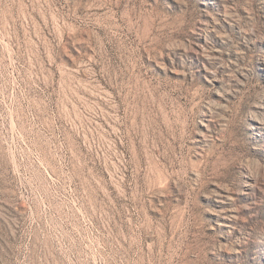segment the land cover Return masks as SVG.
<instances>
[{"label":"rangeland","instance_id":"rangeland-1","mask_svg":"<svg viewBox=\"0 0 264 264\" xmlns=\"http://www.w3.org/2000/svg\"><path fill=\"white\" fill-rule=\"evenodd\" d=\"M0 264H264V0H0Z\"/></svg>","mask_w":264,"mask_h":264}]
</instances>
